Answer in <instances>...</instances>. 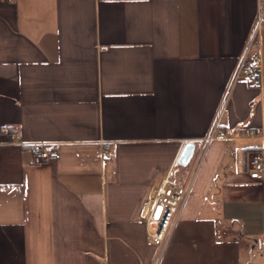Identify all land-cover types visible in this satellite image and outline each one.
Segmentation results:
<instances>
[{"label":"crops","instance_id":"obj_1","mask_svg":"<svg viewBox=\"0 0 264 264\" xmlns=\"http://www.w3.org/2000/svg\"><path fill=\"white\" fill-rule=\"evenodd\" d=\"M263 3L0 0V264H264V71L235 78ZM216 124L156 261L142 209Z\"/></svg>","mask_w":264,"mask_h":264},{"label":"built area","instance_id":"obj_2","mask_svg":"<svg viewBox=\"0 0 264 264\" xmlns=\"http://www.w3.org/2000/svg\"><path fill=\"white\" fill-rule=\"evenodd\" d=\"M264 14V3L259 9L258 18L251 30L241 60L238 64L235 78H245L253 86H261L263 82V53L260 48L253 51V47L260 43L261 19ZM218 125L204 140V144L195 157L190 175L182 185L174 184L171 175L166 174L159 185L154 198L148 200L142 209V216L146 221L149 241L156 247V261L165 251L174 228L182 214L190 195L195 176L202 164L206 148L214 138ZM256 130L247 131L248 136H255ZM35 156L40 160H58L61 157L59 150L47 143L32 145ZM109 152V150L107 151ZM251 177L260 178L264 174V149L255 151L249 159Z\"/></svg>","mask_w":264,"mask_h":264},{"label":"water","instance_id":"obj_3","mask_svg":"<svg viewBox=\"0 0 264 264\" xmlns=\"http://www.w3.org/2000/svg\"><path fill=\"white\" fill-rule=\"evenodd\" d=\"M195 148H196V144L194 142L192 141L186 142L177 160L178 164L182 166H187L193 157Z\"/></svg>","mask_w":264,"mask_h":264},{"label":"trees","instance_id":"obj_4","mask_svg":"<svg viewBox=\"0 0 264 264\" xmlns=\"http://www.w3.org/2000/svg\"><path fill=\"white\" fill-rule=\"evenodd\" d=\"M190 164V163H189ZM189 164L187 166H184L185 168H188Z\"/></svg>","mask_w":264,"mask_h":264},{"label":"rangeland","instance_id":"obj_5","mask_svg":"<svg viewBox=\"0 0 264 264\" xmlns=\"http://www.w3.org/2000/svg\"><path fill=\"white\" fill-rule=\"evenodd\" d=\"M191 161H192V159H191ZM191 161H190V162H191ZM173 177H175V176H173Z\"/></svg>","mask_w":264,"mask_h":264}]
</instances>
